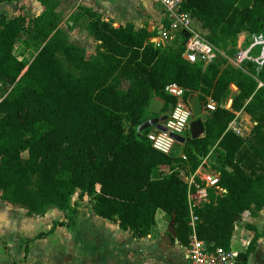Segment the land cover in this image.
Returning <instances> with one entry per match:
<instances>
[{
	"label": "trees",
	"instance_id": "1",
	"mask_svg": "<svg viewBox=\"0 0 264 264\" xmlns=\"http://www.w3.org/2000/svg\"><path fill=\"white\" fill-rule=\"evenodd\" d=\"M12 1L22 0L0 3ZM37 1L43 12L29 23L22 15L6 19L0 14V93L6 94L0 101L2 199L34 217L44 216L49 206L67 211L79 192L92 199L96 216L118 222L136 238L152 233L162 210L187 246L188 184L181 171L190 176L214 155L225 193L210 189L209 202L195 209L197 234L211 249L229 250L243 215L264 209V65L235 68L223 57L208 65L189 63L182 57L184 33L158 48L146 28L114 26L80 7L78 16L98 42L88 60L85 49L60 28L58 2ZM183 7L217 47L234 45L243 33L264 36V0H183ZM23 34L42 44L32 60L15 54ZM123 81L128 88L121 87ZM169 85L184 90L186 103L197 93L205 105L208 98L216 104L203 121L205 136L192 140L188 132L185 144H177L181 157L152 148L147 136L153 127L138 133L155 98L166 107L176 104L165 93ZM232 85L239 94L221 105ZM239 112L256 122L246 139L228 130ZM200 184L196 179L194 190ZM57 226L66 223L55 222L34 239L47 237ZM246 229L250 242L236 264H250L257 251L261 234L254 225Z\"/></svg>",
	"mask_w": 264,
	"mask_h": 264
},
{
	"label": "crops",
	"instance_id": "2",
	"mask_svg": "<svg viewBox=\"0 0 264 264\" xmlns=\"http://www.w3.org/2000/svg\"><path fill=\"white\" fill-rule=\"evenodd\" d=\"M24 1L26 0H22L19 2L17 1L1 2L0 3L1 14L3 13L5 14V12L7 13L8 11L9 12L13 11L10 13L11 14L10 18L20 16L17 8L19 9V6L23 5ZM56 1L58 2L57 12L60 14L59 11L61 7V3L60 0H56ZM145 1L147 0H63V4L66 7L71 8L76 3V9H75L76 13H78V9L80 7L90 8L96 11L97 13H100L104 18V20L109 21L114 26H125L127 24H131L135 27V29L146 28L155 37V35L159 32V30L166 24V21L164 19V10L159 4H157L159 5V9H157L159 11H155V12L161 18L160 28L155 30L152 28V30H150L148 29V27H146L144 23L150 19L152 12H154V5L151 3V0L147 1L148 3H150V9L149 11L146 12L144 8ZM37 3L41 6V4L38 1ZM42 12H43V8H42ZM193 23L198 30L206 34L207 30L203 28L200 21L194 19ZM86 31L87 33H89L87 29ZM238 38H239V42H242V40L245 41L249 40L250 36H248L246 33H243ZM93 40L95 39L93 38ZM95 45H98L97 41H95ZM79 47L84 48L83 46H79ZM239 48L240 47L238 46V49ZM85 51L86 53L88 52V50L86 49ZM227 57L229 58L230 63L235 64L234 59H232L229 56ZM125 88H128V85ZM195 94L200 97L199 94L197 93ZM238 94H239V90L238 88H236V93L233 94L234 95L233 98L235 97V95ZM230 99H231V95L227 92L226 97H224L221 105H223L224 101L228 102ZM163 102H164V108L162 110L161 115H165L167 112L165 101ZM203 106L205 107L204 103ZM229 110H231V107L229 108ZM242 116H244V113L241 112L236 113L235 119L239 124L240 132H242V127H243L242 124L243 122L241 120ZM156 117L157 116L150 113L148 116V120L155 119ZM208 117L203 115L201 116V119L203 121V118L207 119ZM180 151H182V149H179L178 146H175L172 153L178 152V156H179ZM209 157L210 156L203 159L202 165L199 167L200 172H203L205 169H209L208 168L209 165L207 163ZM162 170L165 172H169V169L166 167H163ZM182 173L183 172L181 171V175ZM16 209H19V206H15L8 203L7 201H4L2 199V194L0 192V229L2 227H6L9 224V222L11 221V217H14L15 213L18 214L20 213V212H16ZM48 213L50 212L48 211L44 216H46ZM246 214H249V216L251 215L252 218L251 220L244 218V221H246L244 224L245 228H242V231L239 235H236V232L234 233L233 241H236L238 244H241L243 246L242 251L240 250L239 253L245 252L251 238L250 236H248L249 232L246 230V226L248 224L254 225L258 233L261 234V237L258 240L257 251L254 255L250 256L249 263L251 262L253 257H256V261L258 260V263H254V264H262L264 263V209H262L256 216H253L250 213H245L243 217ZM20 215H22V217L29 218L30 219L29 221H32L33 219H37L36 217H43V216L32 217L28 215L27 212L25 214H20ZM92 215L93 214L89 211V213H87L86 216H82L79 219H75L76 224H72L69 227L68 224L64 222V220H60V222L66 223V226H57L54 229V231L45 238L34 239L39 234L37 233L31 238H27L26 242L24 239V241L22 242V246L23 243H25L24 252L22 253L21 258H14L11 255V253L5 254V251L3 250L4 247L2 246V244L4 241H6V239L0 237V253L4 256L3 257L4 262L6 264H14L13 261H19L25 256H28L26 258L28 259V261L29 259L31 260L40 259L41 261L46 262V264H51L49 259L47 260L45 256L41 255V253L38 252V249H36V247L34 246V242H36L37 240H48V243L51 244L52 242L53 244H55V242L59 241L60 239V233L62 232L61 228H66L69 230V232H65L66 235L64 236L67 238L68 241L72 243L71 247L76 252H78L77 255L76 254L69 255L67 257V259H69L68 264H185L186 246H184L178 240L175 228H174V236H172L168 232V229L172 222L170 224L169 222H166L167 215L162 210H158L156 213V217H155L156 227L148 237H144V238H136L130 232L121 230L119 228L118 222L106 220L100 217H99L100 219L98 218L95 219ZM82 218L91 219L90 221L94 222L95 226L88 225L89 228L87 227L86 224L84 226L82 225L80 226V221L82 220ZM53 223L55 222L53 221ZM76 227H79L78 240L73 242L72 238H76L74 235L77 232V230L75 229ZM236 229H237V225H236ZM233 241L231 246H233ZM6 243L8 242L6 241ZM8 245L12 248V246L9 243ZM59 247L62 249L63 248L67 249L66 246L63 247L61 245L57 246L56 249H58ZM26 248H27V252L25 251ZM53 251H55L54 248ZM57 251L60 252L59 250ZM37 254H40V256ZM55 255L56 257L59 256L57 253ZM5 257H7V260H5ZM259 260H261L262 263H259Z\"/></svg>",
	"mask_w": 264,
	"mask_h": 264
},
{
	"label": "built area",
	"instance_id": "3",
	"mask_svg": "<svg viewBox=\"0 0 264 264\" xmlns=\"http://www.w3.org/2000/svg\"><path fill=\"white\" fill-rule=\"evenodd\" d=\"M151 1L163 8L166 21V24L151 39L156 47H166L170 45L177 35L184 33L186 40L182 57L189 63L200 62L208 65L221 57H226L223 52H220L208 41L204 32L194 26L193 21L195 18L183 7V0ZM239 43L240 48L234 58L235 64L240 65L244 60L252 59L256 64L264 65L263 35H255L250 37L249 40H242ZM244 47L246 48L245 50H243ZM165 93L175 98L177 102L174 104L172 114L163 123L165 131L153 127L147 138L153 149L164 155H170L177 144L171 135L187 136L189 124L192 120V112L184 101V90L182 88L177 85H169L165 88ZM215 110L216 104L208 98L207 104L205 107L203 106V115L208 117L209 113ZM228 130L240 135V127L236 119L229 124ZM196 179H199L201 184L197 185L194 190L193 186L196 185ZM185 182L188 184V224L191 230L189 243L185 248V264H236L238 251H235L233 246L229 250L223 248L211 249L197 234L199 218L195 213V209L209 202L210 189L217 190L218 195L225 193V190L219 187L220 174L210 169H205L203 172L198 169L194 174L187 176Z\"/></svg>",
	"mask_w": 264,
	"mask_h": 264
},
{
	"label": "rangeland",
	"instance_id": "4",
	"mask_svg": "<svg viewBox=\"0 0 264 264\" xmlns=\"http://www.w3.org/2000/svg\"><path fill=\"white\" fill-rule=\"evenodd\" d=\"M147 1H145V4H144V8L146 12L149 11L150 9V3H148ZM60 3H61V7L59 11L61 15L60 27L69 36V39L72 43L78 46H83L86 50H88V52L85 55L88 60L93 59V57L96 54L97 45H95V40H93V36L87 33L85 29V26L87 25L86 19L83 17H79L78 14L76 13L75 11L76 3L71 8L66 7L63 4V0H60ZM151 3L154 5V12H152L150 19L146 21L144 24L146 25V27H148V29L152 30L153 28L155 30V29L160 28L161 18L155 12V11H159L157 10L159 9V5L154 4L153 1H151ZM17 10L19 11L20 15L24 16L27 23L31 22L35 17L39 16L42 12L41 6L35 0L24 1L23 5L19 6V9L17 8ZM11 12L8 11L7 13L5 12V14L3 13L4 17L6 19L10 18ZM207 33L208 31L206 32V34ZM239 45L240 43H239V38H238L234 45H229L227 48L226 47L223 48L222 46H219V47L215 45L214 46L217 49H219L220 52H223L225 55L234 59L238 53ZM41 47H42V44L40 42H37L31 39L29 34H23V36L19 39L17 43L15 54L20 58H26L28 60H32L37 55ZM245 49L246 48L244 47L243 50ZM227 56L224 57V59L226 60V63L230 64L231 66L235 68H241V66H244L247 63L256 65L258 70H260L263 66V65L260 66L256 64V62L252 59H246L242 62V64L235 65L233 63H230V60ZM254 78L259 82L257 76H255ZM259 85H262V83L259 82ZM126 86H127V83L123 81L121 87L125 88ZM236 88L237 87L235 85H232L230 87L231 90L229 89L228 93L231 95V98L234 96L233 94L236 93ZM5 96L6 94L4 92H1L0 100L2 101ZM157 99H160V98H157ZM232 103H233V100L230 103V107L232 106ZM241 120L243 122L242 123L243 127H242V132L240 133L239 136H242L243 138L246 139L247 136L250 135V133L253 131L254 127L256 126V122H254V119L247 114H244V116L241 117ZM203 121H205V118H203ZM175 146H177V144ZM22 156L27 158L28 154L24 153L22 154ZM207 163L209 165L208 166L209 169H211L214 172H217L218 164L215 161L214 155H211L209 157ZM182 172L183 173L181 177L184 181H186L187 176L185 175L184 171ZM79 194H80L79 192H76L73 195L71 202H70V208L67 211L63 212L59 210L58 208H56L55 206H49L46 210V213L48 211L50 213H48L46 216H43V217H36L37 219H33L32 221H29L30 220L29 218L27 217L25 218V217H22V215H20V214H25L27 212L26 209L22 207H19V209H16V212H20V213L19 214L15 213L14 214L15 216L11 217V221L9 222V224L6 227H2L0 229V237L6 239V241L12 246L11 248L8 245V243H6V241L3 242L2 246L4 247L3 250L5 251V254L11 253V255L14 258H21L22 253L24 252L25 243H23V246H22V242L24 241V239L26 242L27 238H31L37 233H40L42 231L44 232L48 231L51 228L53 221L60 222V220H64V222H66L69 227L72 224H76L75 219H79L82 216H86V214L89 213V211L93 214L92 216L95 219L97 218L100 219L93 213L91 209L92 199L87 196L80 197ZM244 218L251 220L252 216L251 215L249 216V214H246L244 217H242V220L237 224V229H235L236 235H239L242 231V228H245L244 224L246 221H244ZM90 220L91 219L89 218H82V220L80 221V226L81 225L84 226L85 224L87 225L88 228H89L88 225L95 226L94 222ZM166 222H169L170 224L171 218L167 216ZM78 224H79V221H78ZM61 229H62V232L60 231L61 232L60 239L59 241L55 242V244H53L52 242L51 244L48 243V240H37L36 242H34V246L36 247V249H38V252H40L41 255L45 256L47 260L49 259L51 264H68L69 259H67V257L69 255H75V254L77 255L78 253L71 247L72 243L68 241L67 238L64 236L66 235L65 232H69V230L66 228H61ZM75 229L77 230V232L74 234L76 238H72L73 242L78 240L79 227H76ZM247 231L249 232L248 236H251V232L249 230ZM59 245L63 247L66 246L67 249L65 248L62 249L60 247H59L60 249L59 248L56 249V247ZM53 248L55 249V251H53ZM233 248L235 251H238L239 253L240 250L242 251L243 246L241 244H238L236 241H233ZM57 250H59L60 252H58ZM56 253L59 256L56 257L55 255ZM37 255L40 256V254H37ZM3 257L4 256L0 253V264H6L3 260ZM27 257L28 256H25L19 261H13V263L14 264H46V262L41 261L40 259H34V260L29 259L28 261V259H26ZM5 260H7V257H5ZM250 263L251 264L258 263V260L256 261V257H253ZM259 263H262V261L259 260Z\"/></svg>",
	"mask_w": 264,
	"mask_h": 264
},
{
	"label": "water",
	"instance_id": "5",
	"mask_svg": "<svg viewBox=\"0 0 264 264\" xmlns=\"http://www.w3.org/2000/svg\"><path fill=\"white\" fill-rule=\"evenodd\" d=\"M187 104L192 112V118H193V120L189 124L190 138L192 140L203 138L205 136V127L201 119V116L203 115V102L198 95L192 94L188 98ZM163 108H164V102L162 100L155 98L152 101L149 107V112L154 114L157 117L155 119L148 120L145 123H143L138 128L139 134L145 129H148L150 127H155L158 130L165 131L163 123L172 114L174 104L168 105L167 112L165 115H161ZM171 137L177 142V144H185L186 142V137L184 136H178V135L172 134ZM182 155H183V151H180L179 157H181ZM168 232L172 236H174V226L172 223L168 229Z\"/></svg>",
	"mask_w": 264,
	"mask_h": 264
}]
</instances>
